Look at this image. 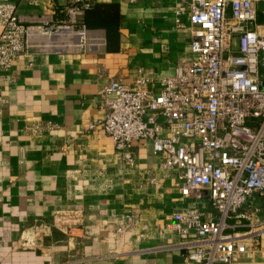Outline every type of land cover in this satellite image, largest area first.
<instances>
[{
	"label": "crops",
	"instance_id": "obj_1",
	"mask_svg": "<svg viewBox=\"0 0 264 264\" xmlns=\"http://www.w3.org/2000/svg\"><path fill=\"white\" fill-rule=\"evenodd\" d=\"M9 1L25 25L44 15L60 24L68 3ZM96 4L117 8L116 51H106V32L97 29L86 32L85 51L34 46L13 62L11 80L0 74V264H194L184 258L180 237L162 226L187 209L210 215L207 196H181L176 175L162 169L150 142L135 143V165L127 167L101 129H89L104 117L100 91L109 81L128 82L137 68L159 80L173 74L178 59L192 58L189 35L175 26L179 4ZM181 21L188 24L185 16ZM36 125L42 130L32 134ZM150 178L158 184L149 185ZM253 199L264 222V198ZM131 212L147 225L145 237L116 234ZM249 231L240 229L230 264H264V228Z\"/></svg>",
	"mask_w": 264,
	"mask_h": 264
},
{
	"label": "built area",
	"instance_id": "obj_2",
	"mask_svg": "<svg viewBox=\"0 0 264 264\" xmlns=\"http://www.w3.org/2000/svg\"><path fill=\"white\" fill-rule=\"evenodd\" d=\"M175 1V26L189 35L192 58L178 59L173 74L159 80L137 68L128 82L109 81L100 91L104 117L89 129L100 128L127 167L135 165V143L150 142L162 169L176 175L181 196L197 200L205 194L210 215L196 208L174 213L162 230L180 237L187 261L230 264L243 236L240 229L264 228L257 216L261 206L253 199L264 198V23L258 22L264 0ZM95 3L68 0L60 24L44 15L38 24L25 25L16 5L0 0L2 79L11 80L7 73L20 55L35 51L30 32L89 33L84 14ZM41 130L36 125L31 132ZM147 230L140 214L131 212L116 234L134 231L145 237Z\"/></svg>",
	"mask_w": 264,
	"mask_h": 264
},
{
	"label": "trees",
	"instance_id": "obj_3",
	"mask_svg": "<svg viewBox=\"0 0 264 264\" xmlns=\"http://www.w3.org/2000/svg\"><path fill=\"white\" fill-rule=\"evenodd\" d=\"M120 18L114 5H97L84 14L83 28L92 31L103 29L106 32V51L113 52L118 48Z\"/></svg>",
	"mask_w": 264,
	"mask_h": 264
},
{
	"label": "bare ground",
	"instance_id": "obj_4",
	"mask_svg": "<svg viewBox=\"0 0 264 264\" xmlns=\"http://www.w3.org/2000/svg\"><path fill=\"white\" fill-rule=\"evenodd\" d=\"M85 32H72L70 30H59L55 37H44L39 32H30L29 44L34 48L38 44L44 51H65L72 48H79L80 42L86 38Z\"/></svg>",
	"mask_w": 264,
	"mask_h": 264
},
{
	"label": "rangeland",
	"instance_id": "obj_5",
	"mask_svg": "<svg viewBox=\"0 0 264 264\" xmlns=\"http://www.w3.org/2000/svg\"><path fill=\"white\" fill-rule=\"evenodd\" d=\"M258 22L259 23H264V18L263 17H260L259 19H258ZM80 28V27H79ZM77 31V30H76ZM80 32H82V31H80ZM76 33V32H75ZM78 33V32H77ZM86 33V32H85ZM89 33H92L91 31L89 32ZM87 35V34H86ZM93 36L94 35H92L91 36V38H93ZM97 36V35H96ZM95 36V37H96ZM86 38H87V36H86ZM97 38V37H96ZM235 41V40H234ZM88 44H89V42L86 40V42L83 44V48L82 49H78V51H85L86 49H88ZM38 44H35V46H37ZM77 48V47H76ZM76 48H72V49H76ZM67 51V50H66ZM70 52H73V51H71L70 50ZM173 68H174V65H173ZM263 198V197H262Z\"/></svg>",
	"mask_w": 264,
	"mask_h": 264
},
{
	"label": "water",
	"instance_id": "obj_6",
	"mask_svg": "<svg viewBox=\"0 0 264 264\" xmlns=\"http://www.w3.org/2000/svg\"><path fill=\"white\" fill-rule=\"evenodd\" d=\"M258 9H259V10H264V3H260V4L258 5ZM158 121H159V122H162L163 119L160 118Z\"/></svg>",
	"mask_w": 264,
	"mask_h": 264
}]
</instances>
